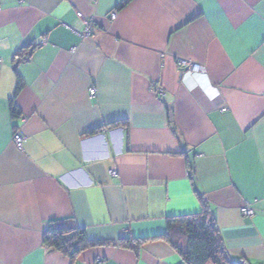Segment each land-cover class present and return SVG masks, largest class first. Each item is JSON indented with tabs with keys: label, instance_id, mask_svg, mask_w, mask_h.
Returning <instances> with one entry per match:
<instances>
[{
	"label": "crops",
	"instance_id": "obj_1",
	"mask_svg": "<svg viewBox=\"0 0 264 264\" xmlns=\"http://www.w3.org/2000/svg\"><path fill=\"white\" fill-rule=\"evenodd\" d=\"M122 1L0 0V264H184L167 220L203 201L230 257L264 264V0ZM62 220L111 244L46 248Z\"/></svg>",
	"mask_w": 264,
	"mask_h": 264
},
{
	"label": "trees",
	"instance_id": "obj_2",
	"mask_svg": "<svg viewBox=\"0 0 264 264\" xmlns=\"http://www.w3.org/2000/svg\"><path fill=\"white\" fill-rule=\"evenodd\" d=\"M128 1L123 0L119 7L126 5ZM17 77L15 94L9 100L13 120L22 115L16 105V98L24 87V82L19 75ZM193 173L194 170L191 169L190 175L193 176ZM163 238L178 252L184 264H251L244 259L234 260L227 253L214 213L204 201L199 213L169 218ZM110 244L109 241L91 240L86 230L75 220L51 222L43 234V245L46 248L59 251L72 260L89 248ZM120 245L137 252L139 244L134 240H127L121 241Z\"/></svg>",
	"mask_w": 264,
	"mask_h": 264
},
{
	"label": "built area",
	"instance_id": "obj_3",
	"mask_svg": "<svg viewBox=\"0 0 264 264\" xmlns=\"http://www.w3.org/2000/svg\"><path fill=\"white\" fill-rule=\"evenodd\" d=\"M95 1L97 2L98 0H95ZM78 16L80 18L83 17L81 12L78 13ZM117 18H118V11H116V10L112 11L111 15H110V19L112 21H114ZM95 29H96V25H95V22L93 20L86 21L85 22V30H84L82 36L84 38L91 37L93 35ZM75 49L76 48H73V50H75ZM16 59H19V57L16 56ZM1 62L2 61L0 59V64H1ZM178 66H180V72H181L182 76H184L186 74L203 73L205 71L204 67L201 66L200 64L191 63V62H188V61H185L182 59L178 60ZM94 93H95V88H92L91 89V96H93ZM214 107L219 108L221 106L219 104L215 103ZM14 143L18 149H22L23 137L21 136V134L18 131H16L14 133ZM110 174H112L114 176L117 174V171L111 170ZM241 212H242L243 216L248 217V218H253L255 215V210L253 208H251L249 205L243 206L241 209Z\"/></svg>",
	"mask_w": 264,
	"mask_h": 264
}]
</instances>
